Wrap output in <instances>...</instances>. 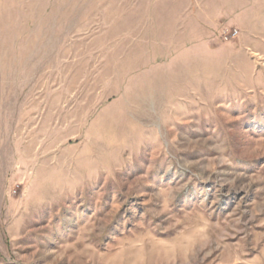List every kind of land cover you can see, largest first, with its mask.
Here are the masks:
<instances>
[{
	"label": "rangeland",
	"instance_id": "obj_1",
	"mask_svg": "<svg viewBox=\"0 0 264 264\" xmlns=\"http://www.w3.org/2000/svg\"><path fill=\"white\" fill-rule=\"evenodd\" d=\"M0 264H264V0H0Z\"/></svg>",
	"mask_w": 264,
	"mask_h": 264
},
{
	"label": "built area",
	"instance_id": "obj_2",
	"mask_svg": "<svg viewBox=\"0 0 264 264\" xmlns=\"http://www.w3.org/2000/svg\"><path fill=\"white\" fill-rule=\"evenodd\" d=\"M238 34V31L237 30H235L233 33H225V37H226V39H228L230 36H236Z\"/></svg>",
	"mask_w": 264,
	"mask_h": 264
}]
</instances>
